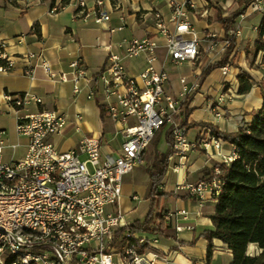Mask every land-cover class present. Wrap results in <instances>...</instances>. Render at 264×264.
Wrapping results in <instances>:
<instances>
[{
	"label": "built area",
	"instance_id": "built-area-1",
	"mask_svg": "<svg viewBox=\"0 0 264 264\" xmlns=\"http://www.w3.org/2000/svg\"><path fill=\"white\" fill-rule=\"evenodd\" d=\"M243 2L246 12L264 20V0ZM101 6L100 1L95 2L94 7ZM169 8L171 26L162 14L155 13L158 34L154 38L123 41V57L110 55L94 80L97 87L90 90L88 100L97 101L113 124L111 140L105 142L103 135L85 136L75 149L59 152L48 140L65 127L63 114L29 113L30 107L43 105L41 98L30 94L0 96V264H7L10 258L15 259L12 264H155L144 252L157 246L158 238L146 240L127 233V244L121 253L111 245L115 233L125 227L118 210L123 180L145 167V154L157 134L162 128L164 132L171 130L177 174L186 168L188 154L197 150H212V156L222 158V165L229 166L234 161L235 150L222 156L224 141L209 128H204L193 144L187 142L184 106L186 98L200 91V86L195 83L188 90L186 79L182 78L181 97L166 92L169 76L158 56L159 40L164 42L166 60L174 67L194 65L200 58V41L187 17L189 9H194L192 0H170ZM77 11L90 13L85 0H77ZM50 13L54 15L55 10ZM107 21L109 16L100 12L95 22L101 25ZM239 35L237 32L236 36ZM18 59L26 64L25 76L30 79L36 69H41L51 82L68 81L66 75L53 71L44 49ZM137 59L144 61V68L134 74L125 62ZM14 67L7 44L0 38V74L9 73ZM69 68L73 93L78 95L81 82H89L87 71L79 60ZM222 72L226 76L228 69ZM223 102L225 95L219 99V103ZM8 116L15 120L16 135L28 140L24 158L10 162L4 160L5 151L19 146L8 145L7 131L1 126V119ZM223 117V111L215 108V118ZM81 120V116L76 117V122ZM115 145L118 147L113 148ZM222 174L223 170L217 167L212 175L196 184L178 183L176 192H184L201 204L213 201L222 192ZM109 208L114 211L109 213ZM185 215L179 212L175 216L167 214V218ZM183 230L176 227L177 233Z\"/></svg>",
	"mask_w": 264,
	"mask_h": 264
},
{
	"label": "crops",
	"instance_id": "crops-1",
	"mask_svg": "<svg viewBox=\"0 0 264 264\" xmlns=\"http://www.w3.org/2000/svg\"><path fill=\"white\" fill-rule=\"evenodd\" d=\"M85 1L90 13H79L77 0H0V38L6 42L7 53L15 62L11 72L0 74V96L30 94L41 98L43 105L38 108L30 107L29 113L57 111L63 114L66 118L65 127L48 140L62 153L75 149L85 136L103 135L105 142L113 138V124L107 118L106 123H103L98 102L88 100L90 90L97 87L95 78L110 55L123 57L124 51L120 48L123 41L154 38L158 34L155 13L162 14L165 23L171 26L170 0ZM96 1H100L102 6L94 7ZM192 2L194 9H189L187 17L200 41L199 60L194 65L174 67L166 60L162 40H159L158 50L160 63L166 67L169 76L166 85L169 95L181 97L182 78L186 79L188 90L195 83L200 86V91L186 98V102H189L188 126H193L186 135L189 144L196 142L201 135L205 128L202 124L225 134H234L242 128L250 127L262 108L264 90V48L262 51L256 50L264 24L262 17L246 12L243 0ZM51 10H55L54 15L50 13ZM91 10L95 12L92 13ZM243 11L245 13L236 19L233 30L227 34L218 21L219 12L223 18H227ZM100 12L109 16V21L98 25L95 21ZM237 32H240L239 36H236ZM226 37L235 38L236 45L229 62L235 60L237 68L227 66L204 76L203 73L209 66L221 61L227 49ZM262 43L264 45V37ZM42 49L46 50L53 71L57 75H66V83L51 82L41 69L35 70L33 79L25 76L26 64L18 58L29 53L36 54ZM77 60L85 66L89 82H81V93L74 95L73 76L69 66ZM125 64L134 74L144 68V61L141 59L126 61ZM225 68L228 69L226 76L222 72ZM241 72L246 73L253 83L251 92L245 96L238 93V76ZM223 95L225 102L221 104L219 99ZM217 107L226 117L215 118ZM77 116L82 117L80 122H76ZM9 117L13 118L8 116L1 119L3 129L5 127L2 121ZM13 122L14 135L17 140H21L17 145L22 159L27 152L28 140L16 135L15 120ZM108 124L112 128L111 133L105 132ZM162 134L164 144L160 147L159 136L157 151L165 154L168 150L166 132L163 131ZM233 150L232 145L224 142L221 155L229 156ZM211 154L213 155L212 150H197L188 154L186 168L179 174L174 170L178 160H170L165 179L159 188V192L165 197L158 199L156 203L157 214L163 216L168 231L165 235H137V238L146 240L159 239L157 246L149 247L144 252L147 259L155 264H232L233 257L227 246L217 240L211 243L203 236L213 230L211 218L216 211V202L213 200L201 204L189 199L184 192H176L178 183L196 184L222 165V158ZM152 186V180L143 168L124 178L118 210L125 227L136 221H143L148 216ZM107 211L110 213L114 210L109 208ZM179 212H185L186 215L171 220L167 218V214L175 216ZM177 226L185 230L177 233ZM188 227L193 230H188ZM209 253L211 259L208 261ZM261 253L255 245L247 249V256L252 260H256Z\"/></svg>",
	"mask_w": 264,
	"mask_h": 264
},
{
	"label": "trees",
	"instance_id": "trees-1",
	"mask_svg": "<svg viewBox=\"0 0 264 264\" xmlns=\"http://www.w3.org/2000/svg\"><path fill=\"white\" fill-rule=\"evenodd\" d=\"M245 11L236 12L227 18H223L219 12L218 21L224 26L227 34L233 30L236 19L241 17ZM264 24L261 28L260 38L256 46L257 51H262L264 45ZM229 47L226 49L220 62L209 66L203 73L208 76L212 71L227 66L237 68L235 60L229 62V58L235 49V38L226 37ZM239 95H248L253 83L251 78L244 72L238 76ZM189 102H185L186 118L189 113L186 108ZM102 121L106 123V116L101 109ZM219 139L234 147L235 159L229 165L218 166L223 170L221 179L224 183L222 192L214 200L216 211L211 218L213 230L206 232L203 236L209 241L217 240L227 246L233 257L232 264H264V90L263 105L255 115L254 121L248 128H242L237 133L225 134L216 128L204 125ZM193 126H187L188 130ZM164 128L159 133H162ZM158 136V135H157ZM168 150L165 154H157L153 170L149 173L153 186L150 192L151 208L148 216L143 221H136L128 227L120 228L115 233L111 247L120 253L124 250L127 240L125 235L138 234H161L168 231L167 224L163 216L157 214V200L165 197L159 192L167 170L169 162L174 155L175 142L172 132L169 129L165 134ZM159 139L155 143L158 147ZM255 245L262 251L261 255L252 260L247 256L249 246ZM142 253V252H141ZM211 254L208 255V261ZM15 262L10 258L7 264Z\"/></svg>",
	"mask_w": 264,
	"mask_h": 264
},
{
	"label": "rangeland",
	"instance_id": "rangeland-1",
	"mask_svg": "<svg viewBox=\"0 0 264 264\" xmlns=\"http://www.w3.org/2000/svg\"><path fill=\"white\" fill-rule=\"evenodd\" d=\"M170 70L171 69H169V71ZM13 121L14 120L12 117L6 118L5 120L2 121V123L5 127V130L8 132V145L9 146L17 145V143L21 141L20 139L17 140L16 136L14 135V122ZM105 132H109V133L112 132V128H111L110 124H108L107 127L105 128ZM159 136L161 137L160 147H163L164 136L162 133H158V136L155 137V139L153 140V142L149 148V151L146 153V156H145L146 165H145V167H142V168L148 174L153 170L154 162L156 160V155L161 154L157 151L158 147L155 146V143L157 142V139L159 138ZM20 154H21V150L19 148H17L16 150H12L9 147L4 153V160L6 162H10L11 160L12 161L20 160L21 159V157H19ZM82 161H85V158H82ZM255 259H256V257H255Z\"/></svg>",
	"mask_w": 264,
	"mask_h": 264
}]
</instances>
